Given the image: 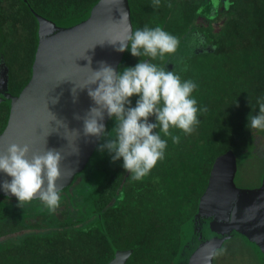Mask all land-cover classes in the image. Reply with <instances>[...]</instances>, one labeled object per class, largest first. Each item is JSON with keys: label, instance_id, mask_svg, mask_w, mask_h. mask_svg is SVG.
<instances>
[{"label": "trees", "instance_id": "trees-1", "mask_svg": "<svg viewBox=\"0 0 264 264\" xmlns=\"http://www.w3.org/2000/svg\"><path fill=\"white\" fill-rule=\"evenodd\" d=\"M30 1L49 19L64 21L80 15L98 0ZM194 1L173 0L171 17L169 12L160 18L151 13L145 25L133 11V29L161 27L188 41L195 35L196 39L201 37V48L190 53L176 74L182 82L192 80L197 84L192 98L198 109L207 110L198 111L200 123L192 134L170 129L172 135L180 137L178 144L160 133L167 140L164 158L141 181L130 178L122 159L113 162L109 153L98 151L95 161L102 163L106 172L94 193L77 201L72 219L88 224L62 232L60 264H105L115 248L134 249L127 264H173L180 226L194 214L215 159L233 150L243 165L257 161L258 151H264V131L247 127L249 115H259L257 102H264V0H227L213 19L200 27L196 26ZM2 3L0 0V20H4ZM180 3L183 7L179 9ZM27 17L35 21L31 14ZM10 18L20 19L17 14ZM30 27L24 25L28 32L26 50L16 39L5 45L11 68L17 65L20 71H26L31 65L36 26ZM125 57L130 67L141 59L154 64L160 61L133 57L130 51ZM138 99L131 98V107ZM114 127L110 119L107 132Z\"/></svg>", "mask_w": 264, "mask_h": 264}, {"label": "water", "instance_id": "water-1", "mask_svg": "<svg viewBox=\"0 0 264 264\" xmlns=\"http://www.w3.org/2000/svg\"><path fill=\"white\" fill-rule=\"evenodd\" d=\"M20 1L36 20V46L30 78L16 96L9 90V67L0 48V85L5 89L0 104L9 110L0 132V152L11 143H27L34 152L61 151L63 179L59 186L63 192L85 170L102 139L84 135L83 117L95 104L86 88L77 89L75 100L72 89L86 86L91 69L99 70L101 62L119 74L126 51L116 50L117 41L129 27L133 30L128 0H98L80 15L64 21L46 18L31 7L29 0ZM212 3L218 5L219 0ZM124 12L126 21L122 20ZM176 60L173 54L165 65L167 71L182 69ZM56 98L58 103H52ZM77 115L81 119L77 120ZM54 116L67 127L56 124ZM110 119L105 113V128ZM237 172L233 150L215 159L194 214L180 226L173 264H214L217 251L236 237L264 264V173L258 187L239 188L235 183ZM5 180L11 182V177L0 172V196L16 198L3 190ZM133 253V248H115L105 264H127Z\"/></svg>", "mask_w": 264, "mask_h": 264}, {"label": "clouds", "instance_id": "clouds-1", "mask_svg": "<svg viewBox=\"0 0 264 264\" xmlns=\"http://www.w3.org/2000/svg\"><path fill=\"white\" fill-rule=\"evenodd\" d=\"M152 6L158 8L160 0H153ZM122 17L126 21L127 13L124 12ZM126 31L123 39L117 41L119 47L116 50L130 51L133 57L159 58L162 61L166 54H175L180 44L177 37L161 27L145 26L135 31L129 27ZM117 42L109 43L114 45ZM87 59L91 65V58ZM88 68L91 69L90 66ZM92 85L97 87L93 89ZM85 88L95 106L83 117L84 135L103 137L105 142L98 147V151L107 150L113 162L122 159V166L133 181H141L164 158L167 140L162 139L161 132L178 144L180 137L172 135L170 129H178L185 135L192 134L200 123L198 111L207 110L198 109L196 99L192 98L196 83L192 80L182 82L176 71H167L145 59H141L135 67L123 68L119 74L101 62L99 70L91 69L86 86L72 89L74 100L77 89ZM134 96L139 99L136 106L131 107ZM58 100L53 99L52 103H58ZM257 103L259 115H249L247 127L251 131H264V102ZM105 113L115 121L111 133L106 131L103 123ZM150 117H155L156 123H150ZM75 118L81 119L79 115ZM55 121L66 126L56 117ZM74 133L79 136V132ZM63 159L61 151L55 149L34 152L27 143L9 144L6 151L0 152V172L11 177V182H3V190L15 196L21 208L38 199L49 212H55L61 200L59 182L63 179Z\"/></svg>", "mask_w": 264, "mask_h": 264}, {"label": "flooded vegetation", "instance_id": "flooded-vegetation-1", "mask_svg": "<svg viewBox=\"0 0 264 264\" xmlns=\"http://www.w3.org/2000/svg\"><path fill=\"white\" fill-rule=\"evenodd\" d=\"M226 1L227 0H220L218 5H215V3H212V0H195L194 5L197 9L196 26H204L206 22L213 19L219 12L221 4ZM29 3L31 7L39 13L30 0ZM2 5L5 10L1 11L3 12L2 15L4 16V20H0V48L5 62L9 67V90L11 94L16 96L30 78L31 65L26 71H20L17 65L11 68L8 65L9 55L5 45L7 41L16 39L22 42L23 51L26 50L28 48V32L25 30L24 25L29 24L31 25L30 28H33L34 24L37 27V23L33 16L34 22L27 17V13H31L20 0H3ZM128 5L132 25L133 11L135 17H138L139 20L141 18V22H144L142 25H145L151 13L153 16L160 18L164 17L166 13L169 12V16L171 17L172 14L170 15V13L174 9L173 0H160V6L158 8L152 6L153 0H128ZM177 7L179 9L182 8L183 3L177 4ZM25 8L27 9V12L25 11L26 13L23 11ZM141 12H143V14H141ZM12 14H17L22 20L10 18ZM7 27L12 28L11 36L6 31ZM18 27L22 28L24 32L20 37H18L16 33H13L17 31ZM197 38L198 39H196L195 35L192 39H189V41L183 36L179 39L180 44L177 52L174 54V57H177V64L181 63L185 65L189 59L190 53L198 51L201 48L202 39L200 36ZM125 54L122 62L125 60ZM171 56L172 55H166L164 60H160L156 64L165 68ZM122 62L119 66V72ZM129 63L127 59L125 68L130 67ZM24 80H26V82L22 83ZM4 90V87L0 85V97ZM8 114V107L4 103H1L0 132L6 125ZM104 142V138L102 137L85 170L77 175L75 180L65 191L60 192V206L55 212H49L47 207L38 199L33 200L31 203L21 208L18 206L17 198L0 196V264H60L59 259L62 256L60 255L62 232L66 229L75 230L78 226H83L88 222L86 221L82 224H78L77 219H72V216L76 213L77 201L82 202L96 189L95 186L98 187L101 184L100 179L103 177L102 173L106 171L103 169V164L95 161L96 159L94 157L98 153V147ZM104 153L107 154V150H104ZM69 201L72 204L70 205L71 207L68 205Z\"/></svg>", "mask_w": 264, "mask_h": 264}, {"label": "rangeland", "instance_id": "rangeland-1", "mask_svg": "<svg viewBox=\"0 0 264 264\" xmlns=\"http://www.w3.org/2000/svg\"><path fill=\"white\" fill-rule=\"evenodd\" d=\"M220 2V0H219ZM171 15V13H170ZM161 25V23L157 24ZM9 26V25H8ZM12 28L7 27L6 31L12 35ZM18 37L24 34L22 28L18 27L17 31H14ZM127 59L122 62L120 70L126 66ZM113 120V119H112ZM154 117L149 118V122L153 123ZM114 121V120H113ZM115 122V121H114ZM257 161L252 163L247 162L241 164V161L238 162V172L235 178V183L239 188H255L260 184L261 176L264 173V151H258ZM69 207L71 202L68 203ZM214 264H260L257 257L253 251L246 246L240 238H234L226 242L221 250H218L215 258Z\"/></svg>", "mask_w": 264, "mask_h": 264}]
</instances>
